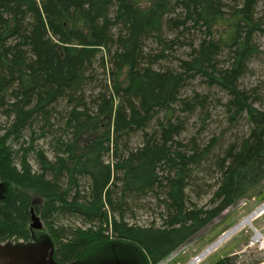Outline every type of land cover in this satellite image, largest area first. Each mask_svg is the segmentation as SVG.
<instances>
[{"label":"trees","instance_id":"trees-1","mask_svg":"<svg viewBox=\"0 0 264 264\" xmlns=\"http://www.w3.org/2000/svg\"><path fill=\"white\" fill-rule=\"evenodd\" d=\"M260 1L0 0V239L44 231L62 264L109 244L157 264L259 190L264 109L240 79L258 49L254 36L264 33ZM174 46L187 47L185 56ZM197 78L224 92L218 103L229 124L247 122L220 153L180 139L187 121L179 112L211 115L207 94L182 96ZM47 137L52 157L34 144ZM201 170L217 175L204 204L189 195ZM147 199L162 208L158 223L134 218ZM31 210L40 230L30 227Z\"/></svg>","mask_w":264,"mask_h":264},{"label":"rangeland","instance_id":"rangeland-1","mask_svg":"<svg viewBox=\"0 0 264 264\" xmlns=\"http://www.w3.org/2000/svg\"><path fill=\"white\" fill-rule=\"evenodd\" d=\"M140 2L141 6L149 5L153 0H135ZM227 2V0H225ZM229 2V1H228ZM256 16L261 17L264 21V1H260L255 9ZM165 37L171 38L174 35L172 32L164 30ZM198 34V33H196ZM254 42L257 46V52L254 54L249 63L246 73L240 79V86L248 89L254 90L258 94V102L256 105L260 108H264V33H257L254 36ZM152 47L151 53H158L160 47L156 42L150 45ZM185 48H173V54L176 56H185ZM222 55H219L222 59L226 55L227 50L223 49ZM223 61V60H222ZM168 61H160L155 65V67H164L169 65ZM176 63V62H175ZM175 63L171 64L174 65ZM222 63L225 64L223 61ZM193 92L207 94L210 100L208 105V111L210 112V118L204 120V115L197 110L194 114L189 115L187 113H180L182 117L186 118V128L184 132L180 135V139L187 142L191 137H195L197 143L200 146L206 145L207 143H214L215 153H220L221 149L226 146L229 142L236 140L235 138L240 137L247 131V122L243 118L237 122V124H229L226 117L221 109L218 100H223L225 97L224 92L215 87H208L205 82L199 78L190 82L182 90V96L189 97L193 95ZM34 144L46 151L49 157L53 156L52 151V139L50 137L41 138L34 142ZM32 156V155H31ZM30 162L33 167L36 168L35 160L30 157ZM197 184L191 186L189 190V195L192 197L193 201L198 202V204H204L209 200L214 186L217 181V175L210 172H205L201 170L198 173ZM262 190V191H261ZM199 195L198 197L196 196ZM264 199V180L259 190L251 191L245 197L240 198L236 203L227 207L222 211L217 217H215L211 222L207 223L203 228H201L195 235H193L188 241L179 246L166 258L158 262L157 264H185L191 257L198 254L200 251L212 244L222 233L226 232L228 229L233 227L242 218L246 217L252 211L260 205L261 201ZM145 203V202H144ZM146 207L135 209L133 215L135 220L139 224H147L150 222L158 223L159 215L162 213V208H160L155 201L152 199H147L145 203ZM264 223V214L258 217H253L251 220V226L246 225L240 230L233 233L224 242L219 244L214 250H212L208 255H206L198 264H212L217 259L221 257L234 256L237 264H246L252 260L261 258L264 252L259 251L255 247H248L247 241L252 232L253 227H260ZM41 235H48L43 231ZM2 235L0 234V237ZM49 236V235H48ZM42 237V236H41ZM22 240V239H20ZM7 241H17L13 238L10 239H0L1 243ZM24 241V240H23ZM119 249H122L123 245H118ZM116 245L109 244L107 247L105 245H96L85 251V256L89 257L92 255L99 254L100 257L104 256H115ZM107 251V252H106ZM128 251V253H127ZM125 252L136 256L139 261L140 255L134 249L130 247H125ZM114 253V254H113ZM112 254V255H110Z\"/></svg>","mask_w":264,"mask_h":264},{"label":"water","instance_id":"water-1","mask_svg":"<svg viewBox=\"0 0 264 264\" xmlns=\"http://www.w3.org/2000/svg\"><path fill=\"white\" fill-rule=\"evenodd\" d=\"M7 185L0 181V200L4 197ZM259 209L254 210L258 213ZM250 225V224H249ZM30 227L40 230V218L31 210ZM0 264H62L53 257V242L48 235L28 241L17 240L0 242ZM65 264H142L136 256L119 254L90 260H76Z\"/></svg>","mask_w":264,"mask_h":264},{"label":"built area","instance_id":"built-area-1","mask_svg":"<svg viewBox=\"0 0 264 264\" xmlns=\"http://www.w3.org/2000/svg\"><path fill=\"white\" fill-rule=\"evenodd\" d=\"M258 209H259L258 214L255 217L264 214V201L259 205ZM223 235L224 233L208 247L203 249L198 254L194 255L186 264H198L206 255H208L219 244H221L228 238V237H223ZM247 246L255 247L259 251L264 252V223L260 227H252V232L248 238ZM261 264H264V254L262 256Z\"/></svg>","mask_w":264,"mask_h":264},{"label":"bare ground","instance_id":"bare-ground-1","mask_svg":"<svg viewBox=\"0 0 264 264\" xmlns=\"http://www.w3.org/2000/svg\"><path fill=\"white\" fill-rule=\"evenodd\" d=\"M264 109V108H262ZM252 213V212H251ZM248 214L246 217L242 218L238 223H236L233 227L227 230L224 233L223 237H229L236 231L240 230L242 227L249 225L251 226V220L255 217L258 213L254 212V214Z\"/></svg>","mask_w":264,"mask_h":264},{"label":"flooded vegetation","instance_id":"flooded-vegetation-1","mask_svg":"<svg viewBox=\"0 0 264 264\" xmlns=\"http://www.w3.org/2000/svg\"><path fill=\"white\" fill-rule=\"evenodd\" d=\"M37 238H39V237H36V236H34V235H32V237H31V239H37ZM30 239V240H31ZM100 256H99V254H96V255H92L91 257H87V258H85V259H81V260H90V259H95V258H99ZM58 262V261H57Z\"/></svg>","mask_w":264,"mask_h":264}]
</instances>
